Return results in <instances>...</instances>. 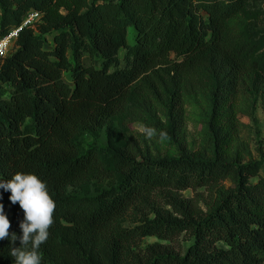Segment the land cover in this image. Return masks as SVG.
<instances>
[{
    "label": "trees",
    "instance_id": "trees-1",
    "mask_svg": "<svg viewBox=\"0 0 264 264\" xmlns=\"http://www.w3.org/2000/svg\"><path fill=\"white\" fill-rule=\"evenodd\" d=\"M245 1L0 0V38L29 11L42 14L0 59V180L35 174L56 203L41 264H263L264 156L233 150L246 77L254 87L264 81V54L228 26ZM206 87L208 145L191 151L183 101ZM143 92L167 106L159 132L177 156L119 144L107 165L98 148L80 145ZM90 180L111 184L91 197L70 193ZM199 188L213 195L205 210L181 195ZM10 195L0 189L20 236L24 213ZM130 211L140 218L128 226ZM182 233L192 239L183 253L139 244ZM9 244L0 241V264H14Z\"/></svg>",
    "mask_w": 264,
    "mask_h": 264
},
{
    "label": "rangeland",
    "instance_id": "rangeland-1",
    "mask_svg": "<svg viewBox=\"0 0 264 264\" xmlns=\"http://www.w3.org/2000/svg\"><path fill=\"white\" fill-rule=\"evenodd\" d=\"M231 31L238 34L245 41L257 46L256 56L264 54V0H246L242 10L228 21ZM51 37L48 36V39ZM7 56L15 49L11 43ZM124 51L120 52V58ZM97 65V63H96ZM68 79V74L64 75ZM239 98V134L233 150H240L248 160H258L264 156V81L254 87L252 80L246 77ZM210 87L203 88L196 94L185 95L183 109L185 114V146L188 150H196L208 145L207 122L210 108ZM167 106L150 92L133 95L126 112L114 117L95 136L84 135L79 138L80 145L85 149L95 146L99 149L104 161L110 164L109 149L119 144L130 145L141 154L154 157L177 156L178 145L169 139L161 140L159 131L166 127ZM148 126L157 130L153 138H146L139 129ZM113 182V181H112ZM111 181H87L79 186L71 187L70 193L78 196H95ZM230 182H225L228 187ZM182 197L194 199L205 210L211 199L209 190L199 188L181 192ZM161 206V204H160ZM140 218L136 212L130 211L125 217L126 225H134ZM192 242L188 233H182L170 241H160L155 237L144 238L139 244L145 247L152 243H159L174 253H183ZM264 264V262H263Z\"/></svg>",
    "mask_w": 264,
    "mask_h": 264
},
{
    "label": "clouds",
    "instance_id": "clouds-1",
    "mask_svg": "<svg viewBox=\"0 0 264 264\" xmlns=\"http://www.w3.org/2000/svg\"><path fill=\"white\" fill-rule=\"evenodd\" d=\"M139 131L149 139L157 135V130L148 126H141ZM159 138L167 139V133L159 132ZM0 189L10 192L9 200L12 204L18 203L24 213L19 224L22 235L17 236L10 232L11 222L0 203V241H10L9 254L14 258V264H41L39 250L47 242L56 209L46 183L35 174L18 172L10 179L0 180ZM17 240L20 241L19 247L14 246Z\"/></svg>",
    "mask_w": 264,
    "mask_h": 264
},
{
    "label": "built area",
    "instance_id": "built-area-1",
    "mask_svg": "<svg viewBox=\"0 0 264 264\" xmlns=\"http://www.w3.org/2000/svg\"><path fill=\"white\" fill-rule=\"evenodd\" d=\"M42 14L37 11H29L24 17L22 24L16 29L10 31L6 36L0 38V59L7 56L8 48L11 43L14 44L18 34L24 28L36 29L37 25L41 22Z\"/></svg>",
    "mask_w": 264,
    "mask_h": 264
}]
</instances>
